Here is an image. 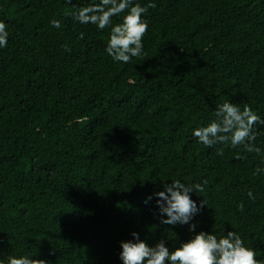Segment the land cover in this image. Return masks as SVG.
Returning <instances> with one entry per match:
<instances>
[{"label": "trees", "instance_id": "trees-1", "mask_svg": "<svg viewBox=\"0 0 264 264\" xmlns=\"http://www.w3.org/2000/svg\"><path fill=\"white\" fill-rule=\"evenodd\" d=\"M91 2L0 0V261L122 264L134 231L174 249L194 233L161 225L154 193L177 179L207 181L191 193L207 201L196 232L236 231L264 260V125L259 155L192 135L225 101L264 119V0H134L156 7L146 55L127 64L105 51L110 27L73 19Z\"/></svg>", "mask_w": 264, "mask_h": 264}, {"label": "clouds", "instance_id": "clouds-1", "mask_svg": "<svg viewBox=\"0 0 264 264\" xmlns=\"http://www.w3.org/2000/svg\"><path fill=\"white\" fill-rule=\"evenodd\" d=\"M66 2L69 4L71 0ZM154 7L155 2L141 5L134 0H93L86 6L77 8L73 19L81 25H95L101 31L110 27L105 51L113 61L127 64L134 57L146 55L143 40L149 25L143 16ZM122 13H126L122 22L113 25V17H119ZM50 23L55 28L61 27V22L57 19L51 20ZM8 37L7 25L0 21V48L7 47ZM78 39H84L83 32L79 34ZM64 50L71 51L67 45ZM256 124L264 125V119L254 112L250 105L244 104L241 108L225 101L217 106L215 119L205 127L194 129L192 135L208 148L217 145L236 148L243 145L245 152L259 155L262 150L255 144L258 133L253 131ZM216 154L222 156L223 149L218 148ZM237 158L241 157L238 155ZM261 172H264V169L257 167L253 175H259ZM206 184L207 181L187 185L179 179L164 183L163 190L154 193L158 210L154 215L161 225H189V232L194 234L170 250L165 239L150 246L134 231L131 233L133 239L120 242L119 259L122 264H264V260L257 259V251L247 247L236 231H227L220 237L203 230L196 232L197 224L192 222L193 218L207 206V201L202 199L198 204L192 199L191 193H203ZM248 197L255 200L251 191L248 192ZM152 199L153 197L149 196L145 203ZM244 207L243 202L238 206L241 212ZM0 264H3V261H0ZM7 264H48V261L33 259L28 255H13L8 257Z\"/></svg>", "mask_w": 264, "mask_h": 264}]
</instances>
